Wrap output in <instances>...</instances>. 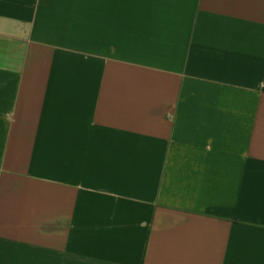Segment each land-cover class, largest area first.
I'll return each instance as SVG.
<instances>
[{
    "label": "crops",
    "instance_id": "1",
    "mask_svg": "<svg viewBox=\"0 0 264 264\" xmlns=\"http://www.w3.org/2000/svg\"><path fill=\"white\" fill-rule=\"evenodd\" d=\"M0 264H264V0H0Z\"/></svg>",
    "mask_w": 264,
    "mask_h": 264
}]
</instances>
